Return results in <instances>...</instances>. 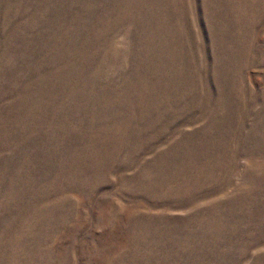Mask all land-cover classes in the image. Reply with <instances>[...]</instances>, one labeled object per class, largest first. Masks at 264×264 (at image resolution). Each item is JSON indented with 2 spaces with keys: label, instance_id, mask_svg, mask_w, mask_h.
Segmentation results:
<instances>
[{
  "label": "rangeland",
  "instance_id": "374dc122",
  "mask_svg": "<svg viewBox=\"0 0 264 264\" xmlns=\"http://www.w3.org/2000/svg\"><path fill=\"white\" fill-rule=\"evenodd\" d=\"M0 264H264V0H0Z\"/></svg>",
  "mask_w": 264,
  "mask_h": 264
}]
</instances>
